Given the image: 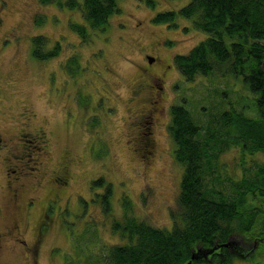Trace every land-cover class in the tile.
Wrapping results in <instances>:
<instances>
[{
  "label": "rangeland",
  "instance_id": "374dc122",
  "mask_svg": "<svg viewBox=\"0 0 264 264\" xmlns=\"http://www.w3.org/2000/svg\"><path fill=\"white\" fill-rule=\"evenodd\" d=\"M65 1L0 0V140H16L23 128L41 133L49 149L38 172L21 173L29 145L15 160L17 150L0 143V264H109V248L126 243L113 230L126 210L169 230L183 170L173 154L172 105L191 113L198 138L208 143V188L231 197L239 185H250L246 179L264 174V150L244 149L248 142L227 120L234 110L255 116L242 77L215 70L185 79L173 57L206 33L183 17L171 25L152 20L188 0H154L153 6L120 0L119 12L104 30L89 29L86 41L71 27L86 23L81 9ZM38 35L46 39L42 52L56 49L54 57L31 54ZM145 145L152 152L144 157L139 151ZM17 176L23 184L14 196L5 180ZM99 177L111 184L110 212L103 211L102 188H91ZM254 181L250 190L258 194ZM262 197L249 194L248 201L258 204ZM260 247L232 264H264V243ZM204 252L196 250L207 257Z\"/></svg>",
  "mask_w": 264,
  "mask_h": 264
},
{
  "label": "trees",
  "instance_id": "16d2710c",
  "mask_svg": "<svg viewBox=\"0 0 264 264\" xmlns=\"http://www.w3.org/2000/svg\"><path fill=\"white\" fill-rule=\"evenodd\" d=\"M46 1L51 0H43ZM119 1L67 0L63 5L81 9L86 23H74L71 27L86 41L90 30H104L109 17L119 12ZM146 3L153 6L154 0ZM177 17L186 18L207 36L188 52L173 57L176 68L187 80L215 70L222 76L242 77L254 97L247 105L255 116L247 117L242 111L234 110L226 112L227 120L232 130L248 142L243 147L251 144L247 146L249 150H264V0H188L178 10L159 11L152 20L171 25ZM45 40L41 35L32 37L31 54L39 59L57 54L56 49L42 52ZM170 112L173 154L183 167L177 206L169 212L171 227L169 230L154 227L137 220L126 210L125 221L116 220L113 226L114 231L125 237L126 243L109 248L107 263L232 264L235 256L259 250L264 243V174H259L257 181L246 179L250 185H239L231 197L222 190L208 188L204 178L207 176L205 158L208 161L209 156L213 157L209 153L205 156L208 143L198 138L200 128L183 106L172 105ZM99 178L91 181V188H102L103 211L110 212L111 184ZM253 181L260 188L258 194L263 195L258 204L248 201L249 194L258 195L253 192L255 189L250 190ZM123 199L127 209L130 201L126 196ZM196 250L211 252L207 257L198 255L191 259L193 253L197 255Z\"/></svg>",
  "mask_w": 264,
  "mask_h": 264
},
{
  "label": "flooded vegetation",
  "instance_id": "af4514ba",
  "mask_svg": "<svg viewBox=\"0 0 264 264\" xmlns=\"http://www.w3.org/2000/svg\"><path fill=\"white\" fill-rule=\"evenodd\" d=\"M151 65V63H148ZM150 85V84H149ZM148 85V86H149ZM147 107V111L149 113L148 116L153 117L154 115V108L152 107L151 104L148 103V105H146ZM146 132L143 131H139V134L144 135ZM148 133H151V131H148ZM2 139V138H1ZM0 143L3 144L5 147L8 148H13V150L17 153L16 155H13V159H19L21 158L22 155H24V151L23 149L26 148L28 145L30 148H28V150H30V152H28L27 155H29V159L28 162L26 163L25 161L23 165H19V172L21 173H25V172H33V171H37L40 168V164L43 162L41 160V158L45 157L48 154L49 149H47V140L43 139V136L41 135V133H37V134H30L29 132H27L25 129L20 128V130L18 131V136L17 139L14 140L12 137L6 138L5 141L0 140ZM149 145H145L144 148H141L139 151V154H141L142 156H147L149 155L150 152H152L151 148L148 147ZM20 149V150H19ZM143 150V151H142ZM19 151V153H18ZM145 153V155H143ZM21 160V159H20ZM22 161V160H21ZM19 176L15 177V181H8L10 179H6L5 183H6V187L10 189L11 194H13L14 196H17V188L18 186H21L22 180L20 181V179H18ZM13 182V183H12ZM66 182V181H64ZM19 183V184H17ZM13 185V186H12ZM1 238H2V233L0 232V243H1Z\"/></svg>",
  "mask_w": 264,
  "mask_h": 264
},
{
  "label": "water",
  "instance_id": "95a60500",
  "mask_svg": "<svg viewBox=\"0 0 264 264\" xmlns=\"http://www.w3.org/2000/svg\"><path fill=\"white\" fill-rule=\"evenodd\" d=\"M147 59H148L149 62H151L152 59H153V57L150 58V56H148ZM207 253L209 254L210 252H208V251L204 252L205 255H207ZM196 257H198V255H196L195 253H193L192 256H191V259L192 258H196ZM187 264H190V262H188Z\"/></svg>",
  "mask_w": 264,
  "mask_h": 264
}]
</instances>
